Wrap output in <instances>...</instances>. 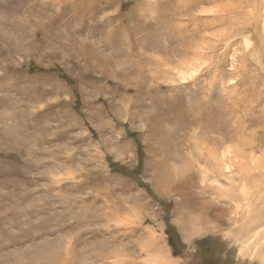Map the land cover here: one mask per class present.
Here are the masks:
<instances>
[{"label": "rangeland", "instance_id": "1", "mask_svg": "<svg viewBox=\"0 0 264 264\" xmlns=\"http://www.w3.org/2000/svg\"><path fill=\"white\" fill-rule=\"evenodd\" d=\"M263 7L0 0V264H262Z\"/></svg>", "mask_w": 264, "mask_h": 264}, {"label": "bare ground", "instance_id": "2", "mask_svg": "<svg viewBox=\"0 0 264 264\" xmlns=\"http://www.w3.org/2000/svg\"><path fill=\"white\" fill-rule=\"evenodd\" d=\"M211 1V0H210ZM215 1V0H214ZM241 2V1H240ZM251 2V1H250ZM255 2H257V1H255ZM261 3H262V1H261ZM53 4V3H52ZM196 4V3H195ZM197 4H198V2H197ZM242 4V3H241ZM246 4H248V3H246ZM253 4V3H252ZM13 5V4H12ZM15 5V4H14ZM244 5V4H243ZM250 5V4H249ZM242 6V5H241ZM260 6H263V5H261L260 4ZM248 7V6H247ZM259 7V6H258ZM264 8V7H263ZM262 8V9H263ZM253 9H254V7H253ZM258 9H261L260 7L258 8ZM19 10V9H18ZM259 11V10H258ZM5 12V11H4ZM15 12V11H14ZM248 12V11H247ZM262 12V11H261ZM264 13V12H263ZM208 14V13H207ZM261 14V13H260ZM210 16V15H209ZM250 17H252V16H250ZM264 17V14H262V18ZM257 18H259V17H257ZM245 19H247V18H245ZM249 19V18H248ZM248 19H247V21H248ZM254 19V18H253ZM229 20H231V19H229ZM256 20V19H255ZM202 21V20H201ZM228 21V20H227ZM250 21V20H249ZM225 22V21H224ZM250 23V22H249ZM259 23V22H258ZM238 25V24H237ZM241 26V25H240ZM239 26V27H240ZM263 26H264V22H263ZM236 27V26H235ZM242 27V26H241ZM187 29V28H186ZM242 29V28H241ZM249 29V28H248ZM254 31V30H253ZM232 33V32H231ZM262 35V34H261ZM187 36V35H186ZM248 37V36H247ZM227 39V38H226ZM154 43V42H153ZM246 43H247V47H248V45L250 44V42H249V40L247 39V41H246ZM253 45V44H252ZM217 46V45H216ZM234 46V45H233ZM170 47V46H169ZM253 48V47H252ZM172 49V48H171ZM194 50V49H193ZM254 50V49H253ZM165 51V50H164ZM171 51V50H170ZM264 52V51H263ZM202 56V55H201ZM194 57V56H193ZM201 58V57H200ZM254 59V58H253ZM221 60V59H220ZM257 61V60H256ZM248 64V63H247ZM203 65H205V64H203ZM208 65V64H207ZM198 67H200V66H198V63L196 62V60L195 61H193V62H191L190 64H188V68L187 69H184V68H181V70H180V72H179V75H180V78H181V80H183V81H186V80H188L189 78H191L196 72H198V70H199V68ZM245 70H246V68H245ZM205 71V70H204ZM210 71V70H209ZM232 74V73H231ZM196 75V74H195ZM239 76V75H238ZM177 80V79H176ZM182 81V82H183ZM189 82V81H188ZM191 82V81H190ZM253 83V82H252ZM183 92V91H182ZM178 93H179V91H178ZM181 94V93H180ZM179 94V95H180ZM183 95V94H182ZM209 117V116H208ZM197 120V119H196ZM217 124V123H216ZM219 126V125H218ZM229 130V129H228ZM164 134H165V132H164ZM166 135V134H165ZM225 168V167H224ZM228 168H230V167H228ZM218 170V169H217ZM231 170V169H230ZM233 171V170H232ZM233 173V172H232ZM227 176V174L224 172V170L222 171V172H220V176ZM234 175V174H233ZM253 176V175H252ZM262 176H263V174H262ZM246 177V176H245ZM255 178V177H254ZM226 179H228L229 180V182L232 184L234 181H235V179H234V177H228V178H226ZM242 179V178H241ZM240 179V180H241ZM255 180V179H254ZM248 181V180H247ZM238 183H240L239 181H237ZM245 181H243V183H244ZM263 182V181H262ZM235 184V183H234ZM237 184V183H236ZM254 184V183H253ZM258 184V183H257ZM262 184V183H261ZM233 185V184H232ZM243 185H246V184H243ZM248 185V184H247ZM263 185V184H262ZM261 185V186H262ZM240 186V185H239ZM259 186V185H258ZM245 187L246 186H244L243 187V191L245 190ZM254 187H255V184H254ZM241 188V187H240ZM251 189L250 190H252V189H254V188H252V187H250ZM256 188V187H255ZM262 188V187H261ZM257 189V188H256ZM246 191V190H245ZM249 191V190H248ZM253 191H251V193H252ZM246 193V192H245ZM230 194V193H229ZM238 194V193H237ZM249 194V193H248ZM253 194V193H252ZM231 196V195H230ZM243 196V195H242ZM251 196V195H250ZM250 196L248 197V199H247V202H249L248 200L250 199ZM253 196V195H252ZM264 196V195H263ZM231 198V197H230ZM255 198V197H254ZM261 198H263V197H261ZM239 199V198H238ZM237 199V200H238ZM242 199V198H241ZM257 199V198H256ZM219 200V199H218ZM236 200V199H235ZM232 201V200H231ZM259 201V200H258ZM261 201V200H260ZM263 201H264V199H263ZM262 201V202H263ZM221 202V201H220ZM250 203V202H249ZM237 204V203H236ZM251 204V203H250ZM250 204H249V206H248V216L250 217V215H252V213H253V209H252V207H253V205H252V207L250 206ZM254 204V203H253ZM256 204V203H255ZM207 205V204H206ZM205 205V207L204 208H208L206 211L208 212L209 211V205H207L206 206ZM233 205V204H232ZM211 206V205H210ZM237 206V205H236ZM259 206V205H258ZM257 207V206H256ZM247 208V207H246ZM255 209V211H256V208H254ZM261 210V214H263L264 215V204H262L261 205V208H260ZM242 211V210H241ZM247 211V210H246ZM259 211V212H260ZM245 212V211H244ZM259 212H257L258 213V215H257V218H258V216H260L259 215ZM223 213H225V209L224 210H221V214H223ZM233 213V212H232ZM241 213V212H240ZM239 214V213H238ZM253 216V215H252ZM248 217V218H249ZM225 218V217H224ZM251 218V217H250ZM233 219V218H232ZM243 219V218H242ZM259 219V218H258ZM263 220H264V217L262 218ZM255 221V220H254ZM256 222H258V225H263L262 227V229L260 230V231H257V232H254L253 233V235H251L250 236V238H249V240L248 241H246L245 243H247V244H245L244 245V247L246 248V247H251L253 244H256L257 245V243H255V241H256V238H257V240L259 239L258 238V235H260L261 233H262V231L264 232V224H261L260 223V220H258V221H256ZM243 223H246V222H243ZM252 223V222H251ZM244 225V224H243ZM247 225H245V227H246ZM256 229V228H255ZM253 232V231H252ZM259 241H260V239H259ZM263 243V242H262ZM261 243V244H262ZM84 244V243H83ZM252 244V245H251ZM260 246V245H259ZM258 247V246H257ZM255 252H256V255H259V253H258V250L257 249H255ZM255 254V253H254ZM251 257H253V255L251 256ZM260 259V258H259ZM262 264H264V262L262 263Z\"/></svg>", "mask_w": 264, "mask_h": 264}]
</instances>
